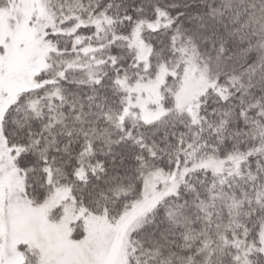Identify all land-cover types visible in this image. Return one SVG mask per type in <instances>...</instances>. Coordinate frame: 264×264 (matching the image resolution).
<instances>
[{
	"label": "snow or ice",
	"instance_id": "snow-or-ice-1",
	"mask_svg": "<svg viewBox=\"0 0 264 264\" xmlns=\"http://www.w3.org/2000/svg\"><path fill=\"white\" fill-rule=\"evenodd\" d=\"M0 264H264V0H0Z\"/></svg>",
	"mask_w": 264,
	"mask_h": 264
}]
</instances>
